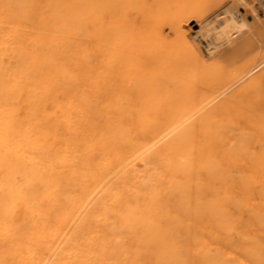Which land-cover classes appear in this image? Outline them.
I'll return each mask as SVG.
<instances>
[{
	"label": "bare ground",
	"instance_id": "1",
	"mask_svg": "<svg viewBox=\"0 0 264 264\" xmlns=\"http://www.w3.org/2000/svg\"><path fill=\"white\" fill-rule=\"evenodd\" d=\"M146 1L0 0V264H149L152 247L167 249V220L218 215L215 197L201 194L229 184L221 165L233 128L249 133L244 153L264 143V31L221 55L233 63L217 71L189 38L207 0ZM245 25L226 12L216 43H233ZM43 41L53 64L36 50ZM259 156L258 166L232 159L246 173L264 169Z\"/></svg>",
	"mask_w": 264,
	"mask_h": 264
},
{
	"label": "rangeland",
	"instance_id": "2",
	"mask_svg": "<svg viewBox=\"0 0 264 264\" xmlns=\"http://www.w3.org/2000/svg\"><path fill=\"white\" fill-rule=\"evenodd\" d=\"M148 1L149 0H147L145 2V4ZM256 8H258V9H256ZM49 11H50V9L48 10V12ZM228 11L233 13L234 17H236V20L239 23L246 24L245 25L246 28L244 27L243 30L239 33L240 35L239 34L237 35L236 39L239 41L235 40L233 43H230V44L226 43V42L225 43L223 42L224 44H218V43H216L217 41L214 39L215 35H214L213 27L217 26V23L219 24L220 22L221 23L223 22V16H225L226 12H228ZM201 12H202L201 14L203 15V17L201 15V18H202V19H200L201 21L199 20L198 22L194 21L191 23L192 29L190 31L189 38L193 39V42H194L193 44H194L195 48L197 49V51H198V49L201 50V52H199L200 50L198 52L201 53V57H202L204 63H206V64L208 63L209 65H211V67L215 66L214 68H216L217 71H219V70L223 71V68L225 70V68L226 69L229 68V65L231 66L230 63H233V62H229V60H228V62L225 61L224 64L223 63L221 64V62L219 64V58L221 55L228 53L230 50L233 49L234 45H237L238 42H240L241 40H245L246 37L248 39L254 38V40H256V42H257L263 34L260 31L261 30L264 31V29L261 28V27L264 28V0H207L205 5H203ZM143 15H144L143 16L144 18L142 17L140 23H141L142 27L145 28V29H143L144 34L146 36H148V38H149L150 34H151V26H150L151 20H150V18L152 16V10H150V9L147 10V13H145ZM256 25L258 26V28ZM260 25H261V27H260ZM202 27H204V28H202ZM258 29H260V30H258ZM197 32H199V33H197ZM197 34H199V36ZM208 35H210V36H208ZM252 36H253V38H252ZM41 43L36 47V50L38 52L44 51V53H43L44 57H46V54H47L49 64H53L54 62L52 61V58H51L53 50H52L51 46H49V44L46 41H43ZM216 45H218V48H216ZM66 47H67V49H72L73 45H72V43H69L68 45H65V48ZM234 47H236V46H234ZM41 50H43V51H41ZM213 50H215V51H213ZM225 50H227V51H225ZM221 51L223 53H220ZM203 53H204L205 57H204V55L202 56ZM209 56H210V58H209ZM210 60H212V61H210ZM233 60H235V59H233ZM219 65L220 66L223 65V66H221L222 68ZM237 66H240V64ZM245 83H247V82H245ZM174 104H175V106H174ZM178 104L182 105V106L180 107ZM178 104L176 105V102L171 103V105L173 107V108L171 107V110L173 111L174 114L180 113L181 111L185 110V108H187L189 106V102L185 101V99L183 102L178 103ZM231 113H227V115H226L224 112V114H225L224 117L228 116L225 119H230V118L231 119L232 118L233 119H239V118L240 119H250L248 117H246V118L244 116L242 117V115L237 114V113L233 117V116H231V115H233V112H231ZM228 123H229V125H231L232 121L229 120ZM231 139H233V140H231V143L225 142V140H224V144L226 146H228V148H229V151H230L229 159L232 161H230L229 159H226L224 162L225 164L221 165V168L224 171H226V173H227V177L229 180V181H227V183H229V184L227 185L226 183H222L221 181L215 182L216 184H214V186H216L217 189H216V187H214V189L212 190L213 192L211 193V192H209L210 188H207L201 194V196H202L201 201L204 200L203 202L207 201L206 197L210 198L211 195H213L215 197L213 204H214V207H216V211H218V215H212V218L215 222L212 220V218H211V220H209L207 222L206 218L202 217V214L200 216L188 215V217L186 214H184V216L180 215L179 216L180 218L178 216H174L173 218H170L171 221L167 220L168 222L166 224H164V226L161 228L163 231V234L166 233V235H167L166 236L167 241H168V242H166L167 249L165 250V248H163L161 246V243L158 242L157 245L152 247L150 249V251H148V253H146V258L149 257V259H148L149 264H151L155 261V256L157 258L160 257L162 259L160 262H158V264H179V263L185 264V262H186V264L187 263L188 264H243V262H244V264L245 263L246 264H264V230H263L264 229V208H262V207H264V206H262V205H264V186H263L264 185V181H263L264 169H262L260 167H258V169L256 168V166H258L261 163V161H260L261 159L259 158L261 155L259 156V153L260 154L264 153V143H262L258 140L257 142L253 143V145L250 144L247 146V147H249V149H247V151L244 153L243 150L245 148L246 142L249 140V133L245 129L239 128V126H235V129L233 128V131L231 134ZM252 146H254L255 148H252ZM241 153H242V155H241ZM232 158L234 160L235 159L241 160V159L245 158V160L248 159V160L252 161V164H254L256 166H253L254 168L250 169L251 171L245 173L244 171L239 169L238 166L234 165V163H233L234 160ZM227 166H228V168H227ZM224 167H226V168H224ZM235 168H236V170H235ZM238 170H240V171H238ZM259 171L261 173H259ZM256 173H259V174H256ZM250 174H254V175L259 177L257 179V184H256V182H251L249 180L248 177ZM240 175H242V176H240ZM235 181H236V184H235ZM224 185H226V187H224ZM252 186H253V188H252ZM218 188H219V190H218ZM225 190L227 191L228 194L226 193ZM217 191H220V193ZM251 192L253 193V195ZM243 193H244V196H242ZM229 194H231V195H229ZM248 195H250V197H248ZM233 196H235V197H233ZM238 197H240L241 199ZM257 197H259V199H261L262 201L259 200ZM248 198H250V199H248ZM256 204H257V206H256ZM225 205H226V207H225ZM182 206H183L182 202L176 203V207H178L177 209H180V210H181V208L183 209L184 207H182ZM227 206H229V207H227ZM204 208H205L206 214L209 215L210 214V207L205 206ZM242 211L243 212L245 211V213H243ZM259 211L261 214H259ZM239 213H241V214H239ZM245 214H247V215H245ZM232 216L233 217L236 216V217L233 218ZM197 217H198V219H197ZM176 218H178L179 220ZM194 218L197 219L196 222L193 221ZM235 218H237V219H235ZM217 220H219V221H217ZM251 220H253V221H251ZM172 222H174V223H172ZM175 223L178 225H176ZM255 223H256V225H255ZM170 224L176 225V226H172ZM226 225H228V226L226 227ZM233 226L236 228L238 227V228L237 229L233 228ZM164 227L167 229L165 230ZM258 227H260V228H258ZM217 228L219 230H217ZM170 230H171V232H169ZM212 230H214V231L212 232ZM228 230L229 231L231 230V231L228 232ZM223 231H225L226 233ZM186 232L188 235L186 234ZM195 232H198V234ZM168 233H170V235H168ZM194 234H195V236H194ZM159 235H161L160 232L156 234L157 237ZM179 235H181V236H179ZM189 235H191V236H189ZM177 236H179V237H177ZM186 236H189L190 239H189V237L187 238ZM160 237L161 236H159V238ZM192 237H195V239ZM209 237L212 239H210ZM184 238H185V240H184ZM203 238L205 240L207 239L206 240L207 244L205 243V240H203ZM199 239H200V241H198ZM183 240L186 241L184 246H183V244H184ZM188 240H191V241H188ZM174 241H175V244L177 245V248L176 247L172 248V246L174 245ZM227 241H229V242H227ZM177 243H179V245ZM202 243L203 244L205 243V244L203 245ZM198 244H201L203 247L201 245H200L201 247H199ZM197 246L199 247V249ZM226 246H228V247H226ZM181 247L183 248V250H180V249H182ZM184 247L186 250L184 249ZM192 248L193 249L197 248V250H195V249L193 250ZM224 248H229V249L224 250ZM188 249H189V251H187ZM157 250H159V251H157ZM216 250H217V252H216ZM152 251H154L155 253L154 252L152 253ZM176 252L177 253L182 252V254L179 255ZM172 253L174 256L172 255ZM185 253H189V255L187 254L188 258L185 256ZM197 253H199V254H197ZM213 253H218L221 255V256L219 255L220 261H216L213 259V256H212ZM228 254H229V257L227 256ZM222 255H224L225 257ZM196 256L198 259H196ZM127 257H128V254L125 253L124 258L127 259ZM164 258H166V260H164ZM245 258L248 260H246ZM201 259H202V261H201ZM180 260H182V261H180ZM250 260L252 261V263L249 262Z\"/></svg>",
	"mask_w": 264,
	"mask_h": 264
}]
</instances>
